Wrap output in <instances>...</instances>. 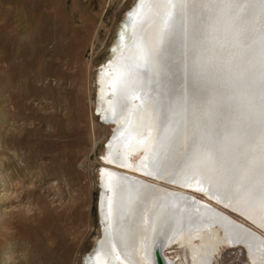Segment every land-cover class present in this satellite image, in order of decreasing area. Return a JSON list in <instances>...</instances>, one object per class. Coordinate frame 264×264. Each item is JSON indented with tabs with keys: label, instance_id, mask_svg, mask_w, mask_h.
<instances>
[{
	"label": "bare ground",
	"instance_id": "obj_1",
	"mask_svg": "<svg viewBox=\"0 0 264 264\" xmlns=\"http://www.w3.org/2000/svg\"><path fill=\"white\" fill-rule=\"evenodd\" d=\"M126 12L97 74L96 113L113 128L101 235L83 264H176L172 245L191 264L239 245L264 264L261 234L192 194L264 230V0H138Z\"/></svg>",
	"mask_w": 264,
	"mask_h": 264
},
{
	"label": "rangeland",
	"instance_id": "obj_2",
	"mask_svg": "<svg viewBox=\"0 0 264 264\" xmlns=\"http://www.w3.org/2000/svg\"><path fill=\"white\" fill-rule=\"evenodd\" d=\"M137 1L0 0V264H83L100 237L113 126L96 113L97 74ZM192 194L264 237L241 214ZM164 254L191 264L183 246ZM249 258L245 246H222L212 264Z\"/></svg>",
	"mask_w": 264,
	"mask_h": 264
},
{
	"label": "snow or ice",
	"instance_id": "obj_3",
	"mask_svg": "<svg viewBox=\"0 0 264 264\" xmlns=\"http://www.w3.org/2000/svg\"><path fill=\"white\" fill-rule=\"evenodd\" d=\"M255 13V9L253 6H249V14L247 17H245V19H249L252 18L254 16ZM261 127L264 128V118L261 119Z\"/></svg>",
	"mask_w": 264,
	"mask_h": 264
},
{
	"label": "water",
	"instance_id": "obj_4",
	"mask_svg": "<svg viewBox=\"0 0 264 264\" xmlns=\"http://www.w3.org/2000/svg\"><path fill=\"white\" fill-rule=\"evenodd\" d=\"M141 9H139V11H140ZM132 19H129L128 21H127V24L131 21Z\"/></svg>",
	"mask_w": 264,
	"mask_h": 264
}]
</instances>
